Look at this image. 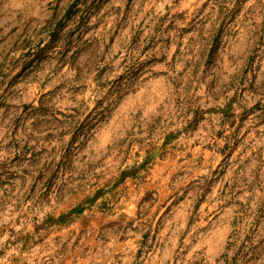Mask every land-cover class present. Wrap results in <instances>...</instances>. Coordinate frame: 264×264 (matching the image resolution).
<instances>
[{
    "label": "rangeland",
    "instance_id": "rangeland-1",
    "mask_svg": "<svg viewBox=\"0 0 264 264\" xmlns=\"http://www.w3.org/2000/svg\"><path fill=\"white\" fill-rule=\"evenodd\" d=\"M232 232L264 264V0H0V264H221Z\"/></svg>",
    "mask_w": 264,
    "mask_h": 264
},
{
    "label": "trees",
    "instance_id": "trees-1",
    "mask_svg": "<svg viewBox=\"0 0 264 264\" xmlns=\"http://www.w3.org/2000/svg\"><path fill=\"white\" fill-rule=\"evenodd\" d=\"M229 241L225 247L224 253L221 255V264H255L260 263V254H258V245H252L249 238L246 237L239 242V234H232L229 237ZM239 242V246H236ZM235 246L236 251L233 252ZM231 252H233L231 254Z\"/></svg>",
    "mask_w": 264,
    "mask_h": 264
}]
</instances>
